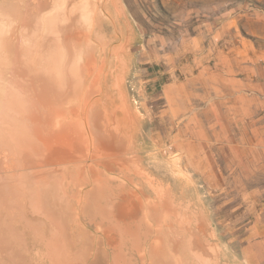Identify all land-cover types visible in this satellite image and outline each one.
<instances>
[{
  "label": "rangeland",
  "instance_id": "1",
  "mask_svg": "<svg viewBox=\"0 0 264 264\" xmlns=\"http://www.w3.org/2000/svg\"><path fill=\"white\" fill-rule=\"evenodd\" d=\"M50 82L123 160L43 167ZM0 264H264V0H0Z\"/></svg>",
  "mask_w": 264,
  "mask_h": 264
},
{
  "label": "bare ground",
  "instance_id": "2",
  "mask_svg": "<svg viewBox=\"0 0 264 264\" xmlns=\"http://www.w3.org/2000/svg\"><path fill=\"white\" fill-rule=\"evenodd\" d=\"M15 63H17V62H15ZM19 70H21V69H19ZM71 80L74 81L73 78H71ZM51 83L52 82H50L49 84H47V83L46 84H43L42 85V87L44 86L43 87V90L41 89L42 91H40V92H36L35 91L33 93V95H32L33 96V99H34V100L32 99L33 100L32 101V105L36 108V111H38V112L41 111V114H42L41 115V119H40L41 121H40L39 124H41V128H43V132H44V135L46 137V138H44V141H46L45 143L47 144V147L49 149L48 154L46 153L48 155L47 159H45L44 162H43V159H42V161H41V159H39L40 160L39 162H43L44 165L42 163L39 166L42 167V165H43V167H46V169H47V167H51V168L52 167L53 168L55 167V168H58V169L60 168L61 169V168H64V167H66L68 165H72V166L73 165H76V166H80L81 167V166H84V164H86L87 162L89 163L90 161H93V160L94 161L96 160V161H99V162H102V163H105V164L106 163H109V162L117 161V160H119V161L123 160L124 159V156L126 154H124L122 152L123 151V148H121V146L119 145L121 143L118 144V142H121V140H119L118 142L117 141L116 142L114 141V136L116 135V133H113L115 131L113 130L112 127L108 126L107 124L105 125L104 128H101V130H100V121H101L100 120V117L101 118H103V117L101 116L102 114L99 116V114H100L99 112L100 111H98L97 108L96 109L94 108V110H90L88 107H86L84 109V112L80 114L81 115L80 119L78 118L79 114H78V112L75 109H71V111H70L71 114H66V109L56 107L55 109L52 110V109H49L48 108L49 105H46L44 103V99L46 97H49V96L53 95L52 89H53V84H55V83H53V84H51ZM58 83L60 84V86H64L65 88H67L68 86L70 87L73 82H70L68 78L65 79V77H64L62 79H59L58 80ZM94 86H96V85H94ZM93 96H94V94L92 92L86 91V96H85V98L83 97V99H86L85 102H89V101H91L93 99ZM54 99L55 100H58L57 98H54ZM59 103H60V101H59ZM57 105H61V103L60 104H57V103L54 104V106H57ZM33 119L35 120L34 117H33ZM78 121H79V123H78ZM38 128H40V126ZM80 130H82V132L84 134H82L80 132ZM113 134H114V136H113ZM42 137H43V135H42ZM117 138H118V136H117ZM125 144L127 145L126 142H125ZM39 145H40V143H39ZM128 148H130V147H128ZM132 149H134V148H132ZM128 150L131 152L130 149H128ZM40 151H41V149H40ZM36 154H37V152H36ZM38 154L40 155V152ZM134 161L135 160H133V162ZM28 163H27V165H28ZM38 170L37 171H34V172H37L38 173ZM55 170L57 171V169H55ZM117 170H118V168H117ZM41 171H39V173ZM52 171H54V170H52ZM124 171H126V170H124ZM46 177H48V176H46ZM149 203H150V201H149ZM159 205L157 204V206H159ZM142 206H143V204H142ZM148 206H150V205H148ZM158 209H159V207H158ZM147 210L153 211L152 213H150L152 219H153L154 215H158V214H155L157 212V208L147 207ZM159 212L162 213L163 211L160 210ZM168 213H170V212H168ZM110 214L112 215V213H110ZM159 215H160V213H159ZM163 217L164 218H163L162 221L164 222V219H167L166 218L167 217V214L164 213V212H163ZM154 218H156V216ZM93 220H95V219H93ZM170 221H172V220H170ZM131 237H129V238H131ZM122 245H123V242H122ZM120 247H121V245H120ZM171 257L169 259H171ZM168 261H170V260H168ZM124 263H125V261H124Z\"/></svg>",
  "mask_w": 264,
  "mask_h": 264
}]
</instances>
